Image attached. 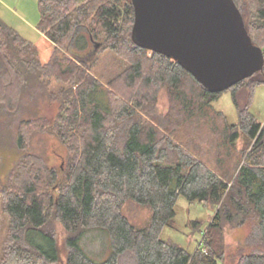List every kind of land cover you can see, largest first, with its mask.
<instances>
[{
	"label": "trees",
	"instance_id": "16d2710c",
	"mask_svg": "<svg viewBox=\"0 0 264 264\" xmlns=\"http://www.w3.org/2000/svg\"><path fill=\"white\" fill-rule=\"evenodd\" d=\"M234 1L264 55V0ZM37 7L49 53L0 17V128L15 131L18 152L0 180L9 221L0 264H222L225 226L249 222L258 245L238 264H264V128L248 109V90L264 82V65L224 90L238 116L229 123L213 106L223 91H208L178 62L134 44L130 0H37ZM161 87L180 123L220 118L214 164L179 136L171 118L163 125L146 109H154ZM41 102L57 112L42 114ZM33 131H50L65 146L63 168L30 148ZM179 195L216 206L192 253L161 238L164 227H175ZM128 202L149 210L143 224L124 214ZM55 221L66 232L60 263ZM91 229L109 236L104 261L79 244Z\"/></svg>",
	"mask_w": 264,
	"mask_h": 264
},
{
	"label": "rangeland",
	"instance_id": "374dc122",
	"mask_svg": "<svg viewBox=\"0 0 264 264\" xmlns=\"http://www.w3.org/2000/svg\"><path fill=\"white\" fill-rule=\"evenodd\" d=\"M0 17L23 37L35 42L39 33L36 29L39 12L37 0H0ZM149 54V53H148ZM103 59L99 66L108 59L107 53H103ZM103 67V66H102ZM110 70V68L108 69ZM249 112L256 118L264 128V82L254 83L250 87ZM40 112L45 115H53L57 112V106L47 105L46 102L39 104ZM217 111L225 115L229 123L237 122V112L230 91H223L218 100L213 102ZM146 109L159 117L162 124H167L171 118L173 127L184 140L191 143L198 150V154L207 162L214 164L218 153L217 130L221 128V120L218 117L214 125L205 124L201 121L180 123V116L176 112V106L169 101L167 91L161 87L156 95L154 109ZM143 114V113H142ZM145 115V114H143ZM146 116V115H145ZM165 127V126H164ZM165 130V128L160 127ZM1 129V128H0ZM0 133V180L4 182L6 175L13 167L18 157V152L14 148L11 137L15 131L4 128ZM167 131V130H166ZM175 139V136H174ZM30 148L51 167L63 168L66 156L65 146L50 131H33L29 134ZM238 148L242 147V141L236 143ZM237 148V149H238ZM216 206L210 202H189L183 195H179L175 204V227H164L161 238L170 240L192 253L199 245L204 230L212 219ZM127 218L138 225L143 224L149 215L146 207L128 202L123 208ZM9 221L2 209L0 197V257L2 248L7 236ZM55 237L58 247V263L64 262L67 256L66 232L58 222H54ZM253 222L242 226L226 225L224 228L225 256L222 264H238L244 252L257 248L258 239L254 236ZM90 258L101 262L108 258L110 254V240L108 234L102 229L88 230L79 242Z\"/></svg>",
	"mask_w": 264,
	"mask_h": 264
},
{
	"label": "water",
	"instance_id": "95a60500",
	"mask_svg": "<svg viewBox=\"0 0 264 264\" xmlns=\"http://www.w3.org/2000/svg\"><path fill=\"white\" fill-rule=\"evenodd\" d=\"M136 46L178 62L210 92H221L262 70L234 0H130Z\"/></svg>",
	"mask_w": 264,
	"mask_h": 264
},
{
	"label": "crops",
	"instance_id": "0c3cea01",
	"mask_svg": "<svg viewBox=\"0 0 264 264\" xmlns=\"http://www.w3.org/2000/svg\"><path fill=\"white\" fill-rule=\"evenodd\" d=\"M38 33H39V36L37 37L38 39L35 40V42H38V41L41 42L45 46V48L47 49V51H48L47 53L51 52L53 49V44L44 36V34L42 32H40L38 30Z\"/></svg>",
	"mask_w": 264,
	"mask_h": 264
}]
</instances>
